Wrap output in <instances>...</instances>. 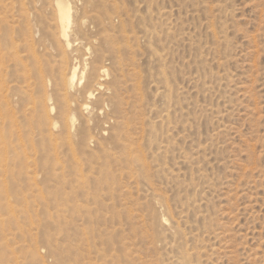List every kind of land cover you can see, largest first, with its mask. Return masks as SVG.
I'll list each match as a JSON object with an SVG mask.
<instances>
[{
  "label": "rangeland",
  "instance_id": "374dc122",
  "mask_svg": "<svg viewBox=\"0 0 264 264\" xmlns=\"http://www.w3.org/2000/svg\"><path fill=\"white\" fill-rule=\"evenodd\" d=\"M57 1L0 0V264H264V0Z\"/></svg>",
  "mask_w": 264,
  "mask_h": 264
},
{
  "label": "bare ground",
  "instance_id": "6f19581e",
  "mask_svg": "<svg viewBox=\"0 0 264 264\" xmlns=\"http://www.w3.org/2000/svg\"><path fill=\"white\" fill-rule=\"evenodd\" d=\"M71 3H73V2H70V0H58L57 1V10H58V22H59V28H60V35H61V37H63L64 39H65V41H66V45L68 46V47H71L72 46V44H71V40H70V37H71V35H70V32H69V30H70V24H71V18H72V14H73V12H71V11H73L72 10V6H71ZM76 9V8H75ZM73 19V18H72ZM72 48V47H71ZM76 65V64H75ZM107 72V71H106ZM105 73V70H102L101 71V78H100V82H98V84H97V88L96 89H102L103 88V84L101 83L102 81H105V80H103L102 79V74H104ZM85 74V73H84ZM42 76V75H41ZM78 76H79V69H78V67H76V66H74V65H71V64H69L68 66H67V68H66V73H64V75L62 76V83H63V89H61L63 92H64V98H65V103H64V106H62L63 107V109H62V114H63V116H64V124H63V128H66L67 129V131H68V133L70 134L71 133V130L73 131L75 128H76V122H75V119H77V118H75L76 117V115H77V112H76V109L71 105V101L70 100H68L71 96H74L75 94H76V92L78 91L77 89H76V86L78 85L77 83H78ZM103 77H105V75L103 76ZM80 78V77H79ZM81 79H82V77H81ZM80 81V80H79ZM62 86V85H61ZM59 87L60 86H58L57 88L59 89ZM79 87V86H78ZM87 89V88H86ZM90 89V88H89ZM106 89H108V88H106ZM77 90V91H76ZM88 90V89H87ZM91 90V89H90ZM103 90V89H102ZM109 90V89H108ZM107 90V91H108ZM58 91V90H57ZM86 91V90H85ZM59 92H60V90H59ZM84 92V91H83ZM96 92V91H95ZM102 92V91H101ZM56 93H58V92H56ZM80 93H82V92H80ZM85 93V92H84ZM97 93H99L98 91H97ZM83 94V93H82ZM81 94V95H82ZM86 96L84 97V103L81 105V104H79L80 105V107H79V112H81V113H85V114H88L89 116H91V115H93V114H95V115H98V114H96V113H94V112H96L95 111V109H98V108H94V107H91L92 106V104L90 103V101L92 100V99H94V92H93V90L92 91H89L87 94H85ZM97 95V94H96ZM60 96V95H59ZM113 96V95H112ZM53 98V97H52ZM52 98H51V96H48L47 95V99H46V104H45V106H44V111H43V113H44V117H45V120H46V122L47 123H49L48 124V126L50 125L51 127H55V125H56V123H53V122H51L50 121V107H49V102H51L52 101ZM73 98H75V97H73ZM76 98H77V96H76ZM98 98V97H97ZM97 98H95V99H97ZM112 98H114V96L112 97ZM57 99V98H56ZM63 99V98H62ZM78 99V98H77ZM94 99V100H95ZM111 99V98H110ZM58 100V99H57ZM57 100H55V101H57ZM98 100V99H97ZM54 101V102H55ZM70 101V102H69ZM78 101V100H77ZM82 101V100H81ZM93 101V100H92ZM73 102V101H72ZM83 102V101H82ZM61 103V102H60ZM93 103H96L95 101H93ZM112 102H110V104H111ZM74 104V103H73ZM78 104V103H77ZM109 104V105H110ZM114 104V103H113ZM116 104V103H115ZM94 105V104H93ZM112 105V104H111ZM43 106V105H42ZM56 106V105H55ZM113 106V105H112ZM105 107V106H104ZM100 109V108H99ZM98 109V110H99ZM122 109V108H121ZM124 109V108H123ZM56 110V109H55ZM103 110V109H102ZM114 111V110H113ZM60 113V112H59ZM115 113V112H114ZM84 114V115H85ZM87 115H85L84 117H86ZM78 117V116H77ZM80 117H81V115H80ZM97 117V116H96ZM52 118V117H51ZM105 118V117H104ZM93 119V118H92ZM54 122H55V120H53ZM59 121V120H58ZM57 121V122H58ZM87 121H88V119H87ZM89 123V122H88ZM59 124V123H58ZM44 125V124H43ZM48 126H47V129H48ZM59 127V126H58ZM97 127V126H96ZM62 129V128H61ZM51 130H53V129H51ZM49 132V131H48ZM50 132H52V131H50ZM1 133V132H0ZM67 133V132H66ZM83 133V132H82ZM52 134V133H51ZM64 134V133H63ZM42 135V134H41ZM1 138V137H0ZM72 138V137H71ZM1 144V143H0ZM1 153V152H0ZM26 157V156H25ZM4 170V169H3ZM3 186V185H2ZM2 194V193H1ZM3 201V200H2ZM9 205V204H8ZM9 211H11V210H9ZM1 212V211H0ZM6 215V214H5ZM13 216V215H12ZM2 217V215L0 214V218ZM8 218V217H7ZM1 223H3V220L2 219H0V224ZM4 226V225H3ZM1 229V228H0ZM8 231H10V230H8ZM3 233H4V231H3ZM10 236V235H9ZM2 238V237H1ZM0 238V239H1ZM8 238V237H7ZM3 240V239H2ZM1 242V241H0ZM7 242H5V244H6ZM9 245V244H8ZM6 248V247H5ZM7 256V255H6ZM1 262V261H0Z\"/></svg>",
  "mask_w": 264,
  "mask_h": 264
}]
</instances>
